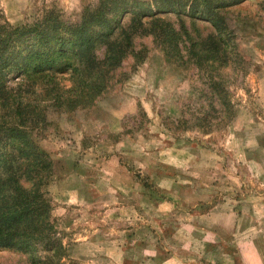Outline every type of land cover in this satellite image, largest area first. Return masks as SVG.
<instances>
[{
    "label": "trees",
    "instance_id": "1",
    "mask_svg": "<svg viewBox=\"0 0 264 264\" xmlns=\"http://www.w3.org/2000/svg\"><path fill=\"white\" fill-rule=\"evenodd\" d=\"M244 1L96 0L74 22L53 8L19 24L0 13V249L26 255L29 264L69 260L48 190L54 163L31 133L48 109H90L127 82L147 59L144 39L182 76L195 70L204 80L193 111L181 110L168 131L208 135L230 125L236 104L220 72L245 60L229 21Z\"/></svg>",
    "mask_w": 264,
    "mask_h": 264
},
{
    "label": "rangeland",
    "instance_id": "2",
    "mask_svg": "<svg viewBox=\"0 0 264 264\" xmlns=\"http://www.w3.org/2000/svg\"><path fill=\"white\" fill-rule=\"evenodd\" d=\"M95 2L96 0H0V13H3L9 23L19 24L32 22L44 11L53 8L59 11L66 21L74 22L79 19L85 6ZM170 17L174 20V16ZM125 21L128 19L126 18ZM229 21L236 31L245 60H241L240 63L232 62L227 69L220 72L236 104L235 119L222 130L216 129L208 135L194 131H174V133L168 131V127L170 129L175 127L173 121L180 119L181 110L186 113L193 111L197 101V91L206 89L204 80L195 74V70L194 72L185 71V77L167 64L163 54L155 47L151 39L143 40L149 49L145 62L137 68L127 82L121 85L114 84L107 95L97 100L94 107L69 113L51 108L46 111L45 124L40 129L34 130L31 136L50 155L54 163L55 174L49 182L48 190L55 204L53 212L55 217L63 218L66 213L64 210H67L60 207L63 195L59 189L63 183L68 185L67 178L75 174L85 177L84 180L89 182V186L98 184L101 180V170L105 166H110V163H116V161L119 164V153L115 150L116 144L121 138L130 137L125 134V131L122 135L101 133L81 137L78 133V124L83 119L94 116L99 106L119 105L120 107L121 104L128 103H132L129 109L136 103L137 105L134 113L125 115L121 119L123 130L126 125L133 134L130 138L139 139L135 145H137L138 154L140 152L141 154L138 156L135 153L132 158L129 156V158H123L124 155H121L120 162H125V165L121 166L133 172L134 177L138 178L141 187L145 188V195L148 191L151 198L153 197L157 203L160 202L164 197L161 190L157 188L159 175H173L176 173L174 170H177L181 176L188 178L189 184L177 183V186L182 187L183 190L186 188L190 191L199 185L200 180L195 177L196 173L206 184H211L215 180L219 186H225V183L229 181L228 173L230 172L233 176L236 173L239 175L241 184H244L241 188L244 193L263 192L264 197V174L262 178L258 176L259 172H264V101L262 100L264 99V0H247L232 8ZM187 26L189 27V22ZM199 27H208V25L199 23ZM189 28L191 30V27ZM125 67L128 71L129 66ZM132 76L134 79L131 80ZM131 81L134 86L129 95L124 91ZM137 92L143 94L139 98L133 97V94H140ZM127 101L130 102L127 103ZM203 104L206 105V102ZM253 147H256L255 150H251ZM141 149H145L144 152L147 154H143ZM183 149L189 154V158H185L183 167L171 168L163 163L165 155H178ZM243 157L256 164L239 162L237 165L236 161ZM128 159L133 160L129 162ZM148 169L154 170L156 173L154 178L148 177L146 172L141 174ZM83 178L82 181H84ZM71 181L72 185L79 184L76 177L71 178ZM236 183L234 184L238 186L240 181ZM109 196L114 197L113 194ZM76 209L71 214L72 217L78 215L76 218H79V223L72 226V220L69 224L66 219H62L61 227L58 228L62 231L64 244L69 246L67 249L75 244L76 232L89 229L87 223L83 222L84 207L78 206ZM263 209L257 215H264ZM88 211L91 212V209L86 212ZM94 212L97 213L99 210L94 209ZM100 217L102 216H97L99 220L94 222L99 224L96 227L99 230L98 235L102 236L114 227L101 222ZM73 228L76 232L72 230ZM259 228H261V234H264L263 218ZM0 264H29V261L26 255L16 250L0 249ZM66 264L79 263L69 259Z\"/></svg>",
    "mask_w": 264,
    "mask_h": 264
},
{
    "label": "crops",
    "instance_id": "3",
    "mask_svg": "<svg viewBox=\"0 0 264 264\" xmlns=\"http://www.w3.org/2000/svg\"><path fill=\"white\" fill-rule=\"evenodd\" d=\"M133 86L132 81L129 82L124 92L130 95ZM142 94H133V97L139 98ZM131 105L97 107L94 116L78 124V133L81 137L101 133L122 135L121 119L134 113L137 103L129 109ZM138 142V138L128 136L120 139L115 146L119 164L116 161L105 166L98 184L89 186L85 177L74 174L67 178L68 185L63 183L59 188L63 195L60 207L67 209L62 219L69 224L72 220V226H76L78 215L74 218L71 212L83 206V222L89 226L82 232L72 229L76 232L75 244L67 249L69 259L79 264H264V234L259 228L264 215H257L264 208L263 192L244 193L239 175L233 176L230 172L225 186H219L215 180L206 184L196 173L199 185L190 191L183 190L177 183L189 184L188 178L174 170L173 175H159L157 188L164 198L157 203L150 197V192L144 194L145 188L141 187L134 173L121 166L125 165L120 162L121 155L132 158L135 153L141 154L135 145ZM141 150L147 154L145 149ZM165 156L163 163L171 168L183 167L185 158H189L184 149L178 155ZM132 160L128 159L129 162ZM239 162L251 164L254 161L243 157L236 164ZM145 172L151 178L156 175L149 169L141 174ZM263 174L259 172L258 176L262 178ZM74 177L79 184H71ZM235 179L240 181L238 186ZM90 209L91 212H86ZM94 209L99 212L95 213ZM97 216H102L100 221L114 228L98 235L96 226L99 224L94 222L99 220Z\"/></svg>",
    "mask_w": 264,
    "mask_h": 264
}]
</instances>
